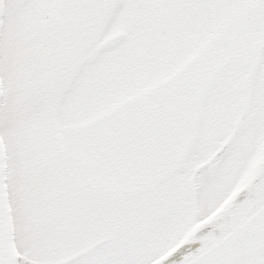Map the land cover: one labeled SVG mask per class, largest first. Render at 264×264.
<instances>
[{"label":"snow or ice","instance_id":"1","mask_svg":"<svg viewBox=\"0 0 264 264\" xmlns=\"http://www.w3.org/2000/svg\"><path fill=\"white\" fill-rule=\"evenodd\" d=\"M0 264H264V0H0Z\"/></svg>","mask_w":264,"mask_h":264}]
</instances>
